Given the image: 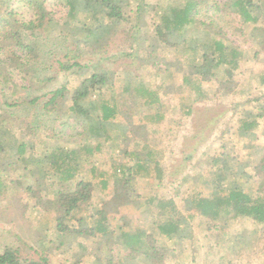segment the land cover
<instances>
[{"label":"rangeland","instance_id":"374dc122","mask_svg":"<svg viewBox=\"0 0 264 264\" xmlns=\"http://www.w3.org/2000/svg\"><path fill=\"white\" fill-rule=\"evenodd\" d=\"M124 1L129 4L128 10L135 6V0ZM232 1L207 0L208 5L217 3L220 7L202 11L196 18L213 23L214 29H219L226 40L242 52L240 67L233 77L238 84L236 93L233 95L229 92L227 83L223 81L224 68H221L218 77L220 84H206L204 97L199 98L196 92L191 94L190 116L181 113V106L186 103L189 88L180 83L182 77L191 72L190 58L175 56L168 73L164 72L166 60L162 57L155 61L159 70L150 66L138 68L139 60L127 57V35L117 29L139 27L138 41L155 54L157 48L154 19L160 9L166 8L168 0H145L146 4L155 7L156 11H149L145 17L138 19L134 18L131 9V22L120 23L118 27H114L117 32L109 36L106 47L94 41L91 44L85 43L82 37L79 44L74 42L72 37L81 35V30L76 28L73 20L70 21V28L63 29L60 34L56 32L48 37L27 39L35 50V58L28 63L29 73L26 75L15 72L11 80L4 85L0 78V113L4 114L5 123L14 135L28 144L30 154H43L51 148H57L64 151L75 150V157L89 156L82 150V146H93L95 141L86 135H79L80 128L73 125V121L62 126L50 118L54 117V114L43 115L41 101L50 91L61 86H65V101L67 94L77 87L84 76L92 72H104L111 83V89L104 87L102 95L111 98L114 94V101L118 106L123 109L125 105H129L133 122H139V126L128 131L129 133H121L118 128L112 131L109 126L107 132L113 139H119L112 149H115L116 154L117 148L137 152L142 149L144 142L152 143V146L155 144L162 150L160 159L164 165L162 168L165 177L159 182L152 169L141 171L133 178L134 193L139 196L138 201L127 199L123 181L116 180L119 178L117 164L125 162L127 158L115 154L110 159L105 149L108 145L104 144L106 147L103 152L88 157L91 161L87 162L82 171L83 180L92 183L94 187V197L88 202L82 215L86 216L91 226L98 216L99 208L107 211L111 208L108 222L118 229L105 238L97 237L95 233L85 238L58 234L55 239L49 240L40 236L45 229L50 231L53 228V220L48 211L52 208L56 193L68 192L71 188L67 186V182L59 184L57 174L45 162L33 168L27 177H21L19 185L11 184L9 182L22 175L23 170H5L2 163L15 156L10 152L0 153V182L6 186L0 188V253L5 247H13L18 248L22 256L36 259L44 255L51 264H74L76 260L77 264H94L97 257L105 256V248L113 244L114 240H118L120 231L134 229L140 218L141 221L156 220L158 223L167 220V216L160 214L154 207L155 201L148 203L149 198L156 197L172 199L175 202L176 210L183 217L182 228L189 232V237L182 240L180 253L176 258L171 256L174 248L172 243L166 237L154 234V242L164 256V264H264L263 226L253 225L246 218L226 224H213L195 215L188 202L191 196L211 197L216 174L223 175L221 182L224 186L247 181L245 190L264 196V188L259 187L262 176L249 173L255 160L264 158V135L260 132L264 129V124H261L260 131L255 133L244 134L239 129L240 117L244 115L245 110L254 107L258 112L261 108L259 106H264V86L260 84V74H264V44L256 45L247 38L252 24L244 23L243 19L234 14ZM260 5L261 12H264V1H261ZM11 6L23 19L27 20L32 16L25 5L12 1ZM45 6L60 23L67 19V8L59 0H46ZM78 14L82 19L85 18V13ZM86 18V23L94 30L96 22ZM100 19L103 20L102 17ZM91 37L94 40L96 34L93 33ZM74 56L76 59H73ZM66 60L78 61L80 67L63 71L59 62ZM135 74L147 79L152 85L168 80L167 90L159 93L165 102L163 126L151 125L148 118L154 110L145 108L137 99L122 92L125 81ZM176 81L181 85L179 90L173 85ZM242 90L245 92L243 94L248 95L243 97L240 93ZM35 96H41V99L33 106L7 108L5 105L24 97ZM121 117L123 119V116ZM30 122L32 134L27 131ZM199 136L203 137L202 141H199ZM40 159L43 160V156H40ZM225 164L228 169L223 173L221 170ZM91 165L93 172L90 170ZM102 180H105L104 184ZM108 191L110 192L107 193ZM108 194H113L115 199L107 200ZM115 211L118 214H113ZM79 244H82L83 248ZM111 251H114L112 264H140L137 260L125 259L127 249L122 245L112 247ZM210 257H213L216 263H209Z\"/></svg>","mask_w":264,"mask_h":264},{"label":"trees","instance_id":"16d2710c","mask_svg":"<svg viewBox=\"0 0 264 264\" xmlns=\"http://www.w3.org/2000/svg\"><path fill=\"white\" fill-rule=\"evenodd\" d=\"M12 1L25 5L32 16L27 20L19 17L11 6ZM59 1L67 8V19L63 23L55 19L53 14L47 10L46 0H0V78L3 85L11 80L15 72L24 75L29 73L28 63L35 58V50L27 41L29 37L36 39L37 36L48 37L56 32L60 34L63 29L70 28V21L73 20L76 28L81 30L79 32L81 35L72 37L74 42L79 44L80 37H82L85 43L91 44L94 41L106 47L110 40L109 36L117 32L114 27H118L120 23L131 22V9L136 19L145 17L150 13L149 11H156L155 7L147 5L145 0H135V6L129 10V4L124 0ZM261 1L264 0H256V2L233 0L231 2L234 14L243 19L244 23L252 24L247 38L259 46L264 44V12H261ZM166 5V8L159 10L154 19L155 48H157L155 54L152 51L149 52L144 44L138 41L139 27L130 26L127 29H117L122 30V33L124 32L129 39L127 57L139 60L140 66L151 64L159 70L155 61L160 57L166 60V66H171L172 59L177 55L190 58L191 72L185 74L182 79L183 85L189 88V93L186 103L181 106V113L190 116L192 115L191 94L196 92L199 98L204 97L206 84H220L218 77L221 68H224L223 81L227 83L229 92L235 95L238 84L233 77L234 72L240 67L242 52L232 46L219 29L215 30L213 23L199 21L196 18L201 11L218 9L220 4L208 5L207 0H168ZM78 13L81 15L85 13V18L82 19ZM86 17L96 22L94 30L86 23ZM93 33L96 34L94 40L91 37ZM73 59H76V56ZM59 66L63 71H70L79 68L80 63L75 60L72 62L66 60L59 62ZM260 77L264 83V74L261 73ZM110 84L106 73L92 72L80 80L77 87L67 94L65 101H63L65 86L50 91L41 101L43 115L54 114V117L50 116V118L58 121L62 126L73 121V125H78L80 128L79 135H86L95 141L93 146L88 144L82 146V150L89 157L101 150L102 144L99 140L104 138L109 121L115 119L119 111L118 107L109 104L102 95L104 87L108 86L111 89ZM130 89L129 78L123 84V92H130ZM134 90L149 99L147 104H154V97L149 95L145 87H136ZM240 93L243 97L248 95L243 94L244 90ZM40 99L41 96L24 97L5 105L7 108L33 106L40 102ZM253 100L258 102L256 98ZM259 107L261 108L258 112L252 107L241 115L239 129L244 134L258 132L260 125L264 124V106ZM121 113L127 120L126 125L129 126L131 124L129 108H123ZM27 131L33 133L32 122ZM260 132L264 135V129ZM202 138L199 136V141H202ZM153 147L152 143L145 142L142 149L134 152L132 157L135 161L130 159L126 164L118 165V177L120 181H123L127 199H138L139 196L134 193L133 178L141 171L147 172L152 169L155 172V178L161 180L163 175L161 157ZM29 150L28 144L14 135L5 123L4 114L0 113V153L10 152L12 156H15L5 160L2 166L5 170L15 171L19 168L23 170L22 175L9 183L19 185L21 177H27L33 168L45 162L57 174L59 184L67 182V186L71 188L68 192L58 191L56 193L52 208L48 211L53 220V228L50 231L45 229L40 236L43 239L52 240L58 234L88 236L92 233H104L107 227V214L104 208L99 209L98 216L91 226L86 216L82 215V212L86 211L88 202L94 197V187L92 183L84 181V177L79 174L84 170L85 166H82L90 162L91 158L88 156L84 158L76 156V158L75 150L64 151L51 148L43 154L37 152L30 154ZM127 155L131 156V154ZM40 156H43V160ZM227 169L228 166L225 164L221 171L224 173ZM249 173L261 175L262 180L259 187L264 188V158H257L249 169ZM222 176L216 174L217 179L211 197L203 198L197 195L188 198L190 210L213 224L218 222L226 224L229 221L246 218L253 225L264 227V196L251 194L245 190L244 186L247 181L224 186L221 182ZM78 177H80L79 180ZM3 187L6 186L0 182V188ZM154 201L156 210L166 215L167 220L158 223L156 220L141 221L140 218L134 229L120 231V243L127 249L126 260H137L140 264H164V256L155 245L154 234L158 233L172 243L174 248L171 256L173 258L180 253L182 240L189 237V232L182 228L183 217L176 210L175 202L172 199L152 197L148 203L152 204ZM107 261V264H111L109 258ZM0 264H51V262L44 255L36 259L30 258L22 256L18 248L5 247L0 253ZM94 264H101V262L96 259Z\"/></svg>","mask_w":264,"mask_h":264},{"label":"crops","instance_id":"0c3cea01","mask_svg":"<svg viewBox=\"0 0 264 264\" xmlns=\"http://www.w3.org/2000/svg\"><path fill=\"white\" fill-rule=\"evenodd\" d=\"M148 5V4H147ZM202 12V11H201ZM148 49V48H147ZM149 50V52H150V49H148ZM138 66H140V62H139V64H138ZM148 66H150V67H152V68H155V69H158L157 67H154V66H152L151 64H143L142 66H140V67H138V68H146V67H148ZM163 66V65H162ZM164 72H166V73H168L169 72V70H170V66H165L164 68ZM182 79H183V77H182ZM128 80V79H127ZM130 81H131V89H130V92H123V89H122V92L123 93H125V94H129V95H131L132 97H134L135 99H137L139 102H140V105H142V106H145V108H147V107H149V108H151V109H153L154 110V113L152 114V116L150 117V118H148V119H150L149 120V122L151 123V125H155V126H157V127H160V126H163V123H165L164 122V120H165V114L163 113V108H164V101H163V99H162V96L159 94L162 90L164 91V90H167V88L166 87H168V80L166 81H164L163 80V82L162 81H160V82H157V83H155L154 85H152L147 79H145V78H142V77H140V76H137L136 74L135 75H132L131 77H130ZM174 81V80H173ZM126 82V81H125ZM172 83V82H171ZM181 83V85L183 86V83L182 82H180ZM260 84L261 85H263L264 86V83L261 81L260 82ZM173 85H175V86H177V88H178V90L180 89V87H181V85L179 84V83H177V81L176 82H173ZM145 87L148 91H149V95H151V96H153L154 97V99H155V101H154V104H152V105H149V104H147L146 102L149 100V99H147L146 97H144V96H141L139 93H137L134 89L136 88V87ZM110 97V96H109ZM106 98L105 96H104V99L105 100H107L108 102H109V104H111V105H114V106H116V107H118V109H119V111H118V114H117V116L115 117V119H113V120H110L109 121V123H108V125H107V127H106V130H105V135H104V138L103 139H101V140H99L100 142H101V144H102V147H101V150L99 151V152H103V149H104V147H106V145H104V144H107L108 145V147L107 148H105V149H107V151H108V156H109V158L110 159H112V157L111 156H114L115 154H116V152H115V149H112V147L114 148V146H115V143L119 140V139H113V137H112V135L110 134V133H108L107 132V129L108 128H110L109 126H111V130L112 131H115L116 130V128H118L119 130V132H121L122 133V131H127V133H129L128 131H131L134 127L135 128H137L138 126H139V122H137V123H135V122H133V120H132V116H131V114H130V120H131V124L129 125V126H127L126 125V119L123 117V119H122V117L121 116H123L122 115V113H121V110H122V108H120V106H118V103H116V101H114L115 99H114V94L111 96V98ZM111 99V100H110ZM124 108H129V113L131 112V108L129 107V105H125V107ZM112 127H113V129H112ZM127 128V129H126ZM124 129H126V130H124ZM113 136H116V135H113ZM104 142V143H103ZM145 143V142H144ZM143 143V144H144ZM154 146V147H153ZM153 148H155V150L156 151H158V153H159V157H161V155H162V150H160V149H158V147L155 145V144H153ZM69 151H71V150H69ZM117 154L116 155H119V156H121L122 155V157H124V156H126L125 158H127V160H125V162H123V163H121V164H126V162L127 161H129L130 159H132V160H134L135 161V159L132 157V156H134L133 154H134V152L135 151H133V150H131V151H125V150H119L118 148H117ZM98 152V153H99ZM127 154H131V156L130 155H127ZM107 155V154H106ZM89 157V156H88ZM89 160V159H88ZM160 163H161V165H162V167H164V165H163V162H162V160L160 159ZM120 163H118L117 165H119ZM86 164H84L82 167H84ZM92 168H93V166L91 165V167H90V170L93 172V170H92ZM163 169V168H162ZM164 173H165V171H164V169H163V175H162V178H161V180H157V181H162L163 179H164V177H165V175H164ZM82 171H81V176H82ZM168 175H166V177H167ZM84 177V176H83ZM92 177V176H91ZM117 180V182L120 180L119 178L118 179H116ZM262 180V179H261ZM103 182H102V184H104V181L105 180H102ZM110 191H108L107 193H109ZM103 196V195H102ZM107 197V200H109V199H115V197H114V195L113 194H108V196H106ZM124 198V197H123ZM152 198V197H151ZM150 199V198H149ZM106 203V202H105ZM100 209V208H99ZM105 211H106V220H107V227H106V230H105V232L103 233V232H101V233H95V235L97 236V237H103V238H105V236H110V233L112 232V231H114L115 229H118V227H115V228H113V226H112V223L110 224V222H108L109 220H110V214H108L109 213V211H112V209L110 208V210H106L105 209ZM112 213V212H111ZM113 214H118L116 211L115 212H113ZM97 217V216H96ZM70 235H72V234H70ZM73 236V238H75V236L74 235H72ZM76 237H82V236H76ZM85 237H87V236H84V237H82V238H85ZM105 241H107L106 239H105ZM217 241V240H216ZM106 243V242H105ZM217 244V243H216ZM82 248H83V245L82 244H79ZM107 245V244H106ZM113 245V246H112ZM116 245H122L121 243H120V241H119V237H118V240L116 241V240H114L113 241V244H110V246L108 245L106 248H105V250H106V253H105V256L104 257H102V258H100V257H97V259H99L100 260V262H101V264H107L108 263V258L110 259V261H111V264H112V261H113V258H114V251H111L112 250V247H114V246H116ZM110 255H112V256H110ZM126 255V254H125ZM96 256V255H95ZM77 262H78V260H76V261H74V264L76 263L77 264ZM119 262V261H118ZM209 263H216V261L215 260H213V257H210L209 258V261H208Z\"/></svg>","mask_w":264,"mask_h":264}]
</instances>
